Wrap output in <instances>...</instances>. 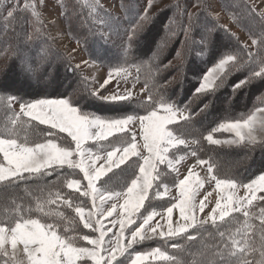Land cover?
<instances>
[{"label": "snow or ice", "instance_id": "6c2138e0", "mask_svg": "<svg viewBox=\"0 0 264 264\" xmlns=\"http://www.w3.org/2000/svg\"><path fill=\"white\" fill-rule=\"evenodd\" d=\"M155 3L145 0L123 31L119 53L111 54L106 43L113 34L120 35L118 18L101 0H82V5L75 0L69 6L71 11L62 15L86 7L94 25L91 35L95 37L98 29L104 43L97 44L94 39L89 45L88 33L77 36V46L83 42L85 50L90 49L89 59H81L74 68L69 60L68 66L73 72L82 65L97 70L107 66L106 74L100 79L83 76L79 88L58 98H25L13 90L8 76L16 71L27 81L45 78L51 68L50 41L54 37L46 31L38 0H25L23 5L20 0H0V111L4 113L0 121V192L54 174L60 181L59 185L37 188L36 195L30 192L31 200L0 197V264H264V171L244 180L238 174L222 173L212 157L199 156L200 147L185 151L190 144L199 146L200 140L188 139L185 131L209 104L197 110L191 104L181 106L174 98L177 77L162 75L174 67L172 61L161 59L173 38L182 35L181 43L191 53L189 61L198 59L209 65L196 76L193 96L214 94L237 73L243 75L232 81L233 92L264 86V0H228L222 10L233 22L258 21L259 30L248 28L251 45L220 52L212 50L213 29L222 27L230 33L228 26L200 23L202 14L218 20L220 13L211 11L208 0H194L196 11L176 0L175 15L165 25L164 36L152 55L143 59L137 55L138 48L145 28L154 19ZM27 12L31 20L22 15ZM76 52L73 48L68 56L74 59ZM141 83L139 91H134ZM89 99L121 114L88 111L84 102ZM32 121L47 129L37 134ZM217 133L231 136L218 138ZM202 139L221 148L264 150V99L239 117L217 122ZM189 155L196 157L195 163L179 178L177 165ZM122 165H128L132 178L116 190L109 186L112 177L108 173ZM161 165L177 174L174 184L179 195L172 198L175 202L166 201L162 210H157L153 199L169 194V184L161 180L166 174ZM197 167L206 170V175L201 176ZM205 182H214L216 192L214 207L207 213L206 201L212 192L197 202ZM61 188L70 191L65 194ZM61 206L72 214L60 210ZM174 210L179 217L175 226ZM157 216L165 221L166 230L159 220L151 223ZM157 237L176 240L170 247L191 260L186 262L159 246L135 250L136 245ZM180 240L189 242V247Z\"/></svg>", "mask_w": 264, "mask_h": 264}, {"label": "rangeland", "instance_id": "374dc122", "mask_svg": "<svg viewBox=\"0 0 264 264\" xmlns=\"http://www.w3.org/2000/svg\"><path fill=\"white\" fill-rule=\"evenodd\" d=\"M21 5L25 2V0H20ZM75 2V0H43L42 3L38 0V9L41 12V18L44 21V25L46 26V31L54 37L53 41H50L51 44V57H55L56 59L60 60V63L64 65L62 68L65 69V67H69V60L71 62L72 67L74 68V65L76 63H79L81 59H89V50H85V46L83 42H81L80 46H77L76 43V37L80 36L81 34L88 33L89 34V45L93 43V40L95 39L97 44L104 43L103 41L99 40V31L96 29V35L93 37L91 35L90 30L93 29V21L91 17H88L87 15V8H81L78 9L76 12H72L70 16L62 15V12H69L71 11L70 5H72ZM208 2L211 4V11L212 12H219L220 16L218 20H213L211 16H209L207 13H204L200 16V23L201 24H207L209 27H213V25H227L230 29V32L234 33L239 37V39L244 44L251 45V40L249 39L248 35L246 34L247 28L251 27L252 29L258 28L259 30V22H250V21H242L240 25L233 22L226 11H223L224 5L228 3V0H208ZM251 2H256V0H251ZM80 3L82 5V0H80ZM101 3L107 8L113 16L117 17L119 20V26L118 31L120 32V35L117 36L113 34L111 38L107 41L106 47L110 50L111 54H118L120 51L121 43H122V36L123 31L127 27H129L130 22L132 19L135 18V13L139 10H142V8L145 6V0H101ZM176 3V0H156V3L152 9V13L154 14V19L152 22L145 28V31L143 33V37L141 38L138 53L137 55L140 56L143 59H147L152 55V53L157 48V41L164 36L165 34V25L169 24V18L173 17L175 15V10L173 8V5ZM181 3L186 5L189 10L196 11V9L192 8V4L194 3V0H181ZM22 15L27 16L29 20H31V13H22ZM2 21H0V26H2ZM27 26V25H26ZM257 30V31H258ZM214 35L212 37L213 40V49L216 48V43L220 40H226L227 34L229 32H226L222 27H215L213 29ZM226 36V37H225ZM3 37L0 36V40H2ZM182 35H177L173 40L168 44V46L163 50L161 53V59L164 63H167L169 60L172 61L173 68L168 70L167 72L162 73L165 77H172L176 76L177 80L179 81L178 85H173V88L175 89V93L177 91H180L181 88L184 87L186 91V98L191 97L192 91L196 84V76H198L206 67L209 65L202 62L201 60L194 59L191 60V53L186 48L181 41L183 40ZM229 46L234 47L233 44H228ZM76 48L77 52L75 54V58L72 59L68 56V53L71 51V49ZM232 49V48H229ZM254 50V49H253ZM216 51V49H215ZM217 52H220L219 50ZM53 53V54H52ZM179 53V55H178ZM207 57V54L205 55V58ZM183 65V66H181ZM59 68V70L56 72L51 73L49 76L47 75L43 79H33L31 81L24 80L23 77L18 76L16 71H13L9 74L7 82L11 85H14L13 90H19V94L24 96L25 98H58L61 95H67L70 92H73L75 89L80 87V81L83 76H95L97 79H100L103 77L107 72V66L101 68L100 70H97L95 67H86L83 66L81 69L75 70L71 77L68 79L65 76V72H63V69ZM185 71H187V77L185 79L184 74ZM53 76V77H52ZM233 78V77H232ZM238 78V76H236ZM235 78V79H236ZM54 79V80H53ZM70 80V81H69ZM49 81V83H47ZM184 83V84H183ZM182 85H184L182 87ZM127 87H131V84H128ZM142 87L141 84H137L134 91H139V89ZM186 87V88H185ZM223 87V86H222ZM227 93L231 88H229ZM249 88V87H248ZM246 88V90H240L239 92H231L228 93L227 97H225V94H217L216 92L208 97H194L195 101L194 103H204L211 102L212 105V114L209 116L210 118L215 117V119H226L230 117H239L243 113H247L252 109V105L254 104L255 98H252L254 91H251ZM255 88V87H254ZM259 88V87H258ZM245 89V88H244ZM249 90V93H248ZM251 91V92H250ZM251 95L249 96V94ZM176 95H180V92H178ZM178 97V96H177ZM214 98L213 101H211ZM139 99V97H138ZM264 98L259 99V101L256 102L255 106L261 102V100ZM85 103V106L87 107L86 110L95 112L100 115L105 116H112V115H120L121 113L114 112L111 110L109 105L104 104L101 101L92 100L89 99ZM253 103V104H252ZM210 104V105H211ZM252 104V105H251ZM209 105V106H210ZM137 105H132V107H135ZM209 113H204L202 116L203 123L212 122V119L206 120V116ZM199 115L198 118L201 117ZM4 119V113L3 111H0V121ZM27 119V118H25ZM198 120V119H197ZM34 126H36V132L37 134H42L46 129L47 126L45 125H38V122L32 121L31 122ZM194 129L195 133L192 131ZM206 127H203V125H198L195 120V125H191L186 131H189V134H186V137L188 139H192L193 137H200L204 135L206 131ZM192 132V133H191ZM197 136H195L194 134ZM31 135V132L29 133ZM61 136H65L66 134L61 133ZM218 138H230L231 134L229 133H219L216 135ZM40 138L42 139V135H40ZM195 144H190L188 149H185V151L190 152L192 150V147ZM212 147H206L208 152L201 155V157L207 158L212 157L213 160L217 161L218 167L220 171L223 172H229L230 174H238L240 175L244 180H249L253 177H248L247 174V162L249 160L254 159L257 157L258 162L256 164L257 168V174L264 171V150L260 148H256L253 151L249 152L247 149L242 148H229V147H218L213 146ZM257 151V152H256ZM255 152V153H254ZM254 153V155H253ZM263 154L262 161L260 160V157ZM256 156V157H255ZM136 158L133 157L132 160H135ZM196 157H193L189 155L186 160L182 161L177 167L179 168V178H183L184 175L187 174V169L191 167L195 163ZM128 164H131V161L128 162ZM162 173H166L165 175L161 176V180L165 183L169 184V194L165 196L163 199H153L152 203L154 206H156L157 210H162L161 206L166 201H172L173 197H178V189L175 187L174 184V178L176 177V173L169 172L168 169L164 165L160 166ZM121 169H125V171H121ZM138 171V169H137ZM197 172L201 176L206 175V170L201 169L200 167H197ZM82 176V174H80ZM108 176L112 177V179L109 181V186L115 188L116 190H119L120 187L125 186L127 183L130 182L131 173L128 170V165H122L121 168H114L112 172L108 173ZM56 177L50 178H37L33 180H29L27 183L21 184V186L18 189H15L11 192L4 193L0 192V197H3L5 195L12 197V196H26L29 200H31V195L29 193L31 192L33 195H36L37 193L35 190L37 188H46L51 187L50 184H55ZM107 179V177H105ZM160 181H157L159 183ZM86 183V181H84ZM50 185V186H49ZM53 186V184H52ZM215 187L214 182H205L203 188L200 190V195L197 196V202L203 198L204 194L206 192H212V196L209 197V200L206 201L208 204V207L205 208V213L209 212L212 207H214L215 199H216V192L213 191ZM163 191V188L160 189ZM61 191H63L65 194H67L70 190L66 188H61ZM241 195H243V190L240 192ZM78 195V194H73ZM122 202V201H121ZM90 203V202H89ZM147 204V202H146ZM55 207V206H53ZM62 211H65L69 215L72 213L68 209H64L63 206H61ZM243 219L242 217H240ZM109 220L113 219V217H109ZM179 219L178 217V211L174 210L173 213V223L175 226V222ZM159 220L161 224H164L165 230H166V223L164 220H160V217L157 216L151 223L154 225L156 221ZM107 227H112L111 224H108ZM139 223V221L137 222ZM82 228V225L80 226ZM132 227H135L133 225ZM85 233L88 232V230H83ZM113 231H118L117 228H113ZM112 233H109V236H111ZM114 239V238H113ZM178 239V238H177ZM173 242H177L176 240L168 241V240H161L158 237L152 240H146L142 244L136 245L135 250L136 251H147L154 247H161L162 249L167 250L169 253L180 256L181 259L187 261L191 260V257L181 253L179 250H174L170 247V244ZM179 242L185 244V247H189V242L180 240ZM200 242L197 241L196 244L198 245ZM196 250V249H193ZM151 264H166V262L159 261V262H151Z\"/></svg>", "mask_w": 264, "mask_h": 264}, {"label": "trees", "instance_id": "16d2710c", "mask_svg": "<svg viewBox=\"0 0 264 264\" xmlns=\"http://www.w3.org/2000/svg\"><path fill=\"white\" fill-rule=\"evenodd\" d=\"M253 30L254 31H257L258 30V28H256V29H254L253 28ZM230 33H232V32H230ZM230 33H228L226 36H227V38H226V40H223V41H219V42H217L216 43V51H215V49L213 50V52H217L218 50L219 51H222V50H224L225 48H237V49H241V48H243V46L245 45L244 43H242V41L239 39V37L237 36V35H231ZM246 34L248 35V37H249V35H250V33H249V31H248V28H247V32H246ZM225 36V37H226ZM234 43H235V45H234ZM228 44H233L234 45V47H232V46H229ZM255 50V49H254ZM53 54V53H52ZM59 59V58H58ZM58 59H56L55 57H51V68H50V70H49V73H48V76L52 73L53 74V72H57L58 70H59V68H62V66L64 67V65L63 64H61L60 63V60H58ZM63 69V72H65V76L69 79L71 76L70 75H72L73 74V70H72V68H70V67H65V69L64 68H62ZM242 75L243 74H239V73H237V74H234V76H233V78L231 77L230 79H229V81L227 82V84L225 85V86H223V87H221L220 89H218L217 90V94H225L224 96L225 97H227V95H228V93H230V91L231 92H233L232 91V88H231V83H232V81L236 78V76H238V78H236V79H239V78H242ZM53 77V76H52ZM54 80V79H53ZM70 81V80H69ZM47 83H49V81L47 82ZM184 84V83H183ZM184 85H182V87H183ZM228 86H230L229 88H231L230 90H229V92L227 93V90H228ZM259 87V88H258ZM186 88V87H185ZM250 88H251V91L253 90L254 91V94H253V96H252V98H255V100L254 101H259V99H261V98H264V86H256L255 88L254 87H249L248 89L250 90ZM243 90H246V88L245 89H243ZM242 90V91H243ZM249 90H248V93H249ZM250 91V92H251ZM178 92H180V95H176ZM72 92H70V93H68V94H71ZM67 94V95H68ZM176 94H175V96H174V98L181 104V106H183V105H185V104H191V106H192V109L193 110H197L198 109V107H201L202 106V103H200L199 104V102L198 103H194V101H195V99H194V97H193V95L191 94V97H189V98H186V91H185V89H184V87L183 88H181L180 89V91H177L176 92ZM66 95V94H65ZM251 95V93L249 94V96ZM178 96V97H177ZM28 98H30V97H28ZM42 98V97H41ZM212 100L211 101H213V99L214 98H211ZM256 102H254V104L252 105V109L255 107V104H256ZM207 104H211V102H206ZM212 105H213V103L209 106V108H208V110L206 111L207 113H209V114H207V116H206V120H209V119H212V122H207V123H203L204 121H202V116L200 117V118H198L199 117V115L198 116H196L195 117V119H194V122H193V124L192 125H195V120H196V123L198 124V125H203V127H206V132H207V130L209 129V128H211V127H213V126H215V124L217 123V122H219V121H221L222 120V118H220V120L219 119H215V117H212V118H210L209 116L212 114ZM135 107H137V106H135ZM251 109V110H252ZM205 112V113H206ZM244 114V113H243ZM198 119V120H197ZM194 133H195V131H194V129L192 130ZM206 132L205 133H203V134H206ZM192 133V132H191ZM193 133V134H194ZM186 134H188V135H190L189 134V131H187L186 133H185V135ZM219 133H217L216 135H218ZM195 135V134H194ZM195 136H197V134L195 135ZM192 139H199L200 140V144H199V146L198 145H194L193 147H192V150L193 149H196V148H198V147H200L202 150H200L199 152H198V155L199 156H201V155H203V154H205L206 152H208V150H207V148L206 147H212L211 145H209V144H207V142L206 141H204L202 138H200V137H193ZM257 152V151H256ZM255 153V152H254ZM254 153H253V155H254ZM256 157V156H255ZM262 159H263V154H262V156L260 157V160L262 161ZM257 162H258V159H257V157L255 158V160L254 159H251V160H249V162H247L248 164H247V174H248V177H253L254 175H256L257 174V168H256V164H257ZM53 177H56V175L54 174L53 176H49V177H47V178H50V179H52ZM40 178H42V177H40ZM43 178H46V177H43ZM57 179V177L55 178V180ZM33 180V179H32ZM60 183V181L57 179L56 181H55V184H59ZM53 185H54V183H52ZM52 184H50L51 186H52ZM49 185V186H50ZM22 197H24L25 198V200H29L28 198H26V196H22ZM31 198H32V196H31ZM166 241V240H165Z\"/></svg>", "mask_w": 264, "mask_h": 264}]
</instances>
